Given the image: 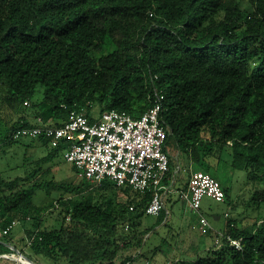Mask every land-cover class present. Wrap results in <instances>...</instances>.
<instances>
[{
    "label": "trees",
    "instance_id": "obj_1",
    "mask_svg": "<svg viewBox=\"0 0 264 264\" xmlns=\"http://www.w3.org/2000/svg\"><path fill=\"white\" fill-rule=\"evenodd\" d=\"M156 89L164 96L169 150L207 171L209 157L219 159L231 146L232 166L264 181V0H0V101L31 106L35 117H19L3 143L21 142L13 132L38 118L61 125L76 110L95 120V104L99 114L119 109L139 117L153 105ZM31 140L47 149L37 167L14 178L0 172V253L11 251L13 229L2 231L32 218L23 240L32 255L48 261L114 264L120 250L133 245L142 254L154 228L140 229L152 194L109 180L97 186L82 178L76 187L33 180L49 171L42 164L64 145ZM170 167L166 182L176 169L172 156ZM111 185L136 197L119 207L93 194L61 197L58 227L43 226L48 208L33 201L39 189ZM223 188L228 197L231 188ZM253 199L264 202V189ZM165 215L162 210L156 225ZM221 240L176 264H264V219L249 227L227 218ZM134 256L122 264H132Z\"/></svg>",
    "mask_w": 264,
    "mask_h": 264
},
{
    "label": "rangeland",
    "instance_id": "obj_2",
    "mask_svg": "<svg viewBox=\"0 0 264 264\" xmlns=\"http://www.w3.org/2000/svg\"><path fill=\"white\" fill-rule=\"evenodd\" d=\"M29 105V104H28ZM100 107L95 104L93 114L98 115ZM34 120V109L29 106L24 108L18 102L0 101V172L5 178L25 176L27 171L37 167V160L47 154L46 147L39 144L37 140L24 138L21 142H5L11 125L26 115ZM211 146V145H209ZM173 159V167L176 162H181L178 178L180 182L186 183L190 177L191 170H205V166L198 163L188 162L185 156L178 154V151L170 149ZM213 162V167L207 170L212 174L222 186L231 188L230 194L225 201H217L210 196L203 200L199 212L191 210L189 203L180 198L177 190L172 199L165 200L166 209L169 210L168 218L156 225L159 215L145 214L141 221L140 229L149 230L143 253L139 254L137 246L123 247L114 264H122L124 260L134 256L132 264H176L178 260H193L198 255L207 253L210 247H217L222 242L225 222L227 218H232L239 226L253 227L256 222L264 219V202L253 199V194L257 189H264V181L250 177L246 170L236 169L232 166V148L225 146L220 158L209 157ZM192 163L191 169L189 165ZM184 166V167H183ZM43 169L49 168L46 173L40 172L33 180H53L56 183L70 184L71 187L81 185L83 182L74 168L75 166L65 159V153L61 152L57 158L48 163L42 164ZM178 185H182L181 183ZM25 185H28L25 184ZM87 188V187H86ZM88 194H93L97 200L107 204L111 201L116 207L127 204L136 194L124 192L122 189L111 185L106 190H100L93 186L79 192L70 191L66 188H45L39 189L33 196L34 203L48 208L43 214L44 227H58L62 217V207L57 201L61 198L73 197L83 198ZM54 205V206H53ZM203 214L208 222V226L200 223V215ZM29 223L34 224L35 220L27 219L16 224L11 233L12 244L22 249L24 253L39 264H65L55 261H48L41 256L32 255L26 246L24 237L26 227ZM7 251L11 247L6 248ZM0 264H21L13 259H0ZM84 264H109L107 260H95Z\"/></svg>",
    "mask_w": 264,
    "mask_h": 264
},
{
    "label": "built area",
    "instance_id": "obj_3",
    "mask_svg": "<svg viewBox=\"0 0 264 264\" xmlns=\"http://www.w3.org/2000/svg\"><path fill=\"white\" fill-rule=\"evenodd\" d=\"M155 93L153 105L139 117L127 110L112 109L91 120L84 112L73 110L61 125L38 118L36 123L14 131L12 137H44L52 147L64 145L65 159L75 166L80 177L97 186L109 180L119 186H130L141 194L150 192L152 198L146 214L160 215L165 210L168 218L170 212L165 200L177 191L175 187L182 165H177L173 177L166 182L171 170V153L166 144L169 125L161 117L164 96L157 89ZM179 192L180 198L196 212L200 211L206 196L217 201L226 199L222 184L205 170H191L187 187ZM200 223L209 225L203 214ZM16 224L18 221H13L1 234H8ZM11 249L0 253V259L26 264L21 256L23 252Z\"/></svg>",
    "mask_w": 264,
    "mask_h": 264
},
{
    "label": "crops",
    "instance_id": "obj_4",
    "mask_svg": "<svg viewBox=\"0 0 264 264\" xmlns=\"http://www.w3.org/2000/svg\"><path fill=\"white\" fill-rule=\"evenodd\" d=\"M191 166H192V163L189 165V168H190V169H191ZM183 167H184V166H183ZM177 178H178V177H177ZM177 181H178L177 183H179V182H180V179L178 178ZM180 183H181L182 185H178V184H177V186L175 187L177 190H179V189H185V188L187 187V183H188V182H186V183L180 182ZM173 195H174V193H171V194H170V198H169V200L172 199V202L175 201V199L173 198Z\"/></svg>",
    "mask_w": 264,
    "mask_h": 264
},
{
    "label": "water",
    "instance_id": "obj_5",
    "mask_svg": "<svg viewBox=\"0 0 264 264\" xmlns=\"http://www.w3.org/2000/svg\"><path fill=\"white\" fill-rule=\"evenodd\" d=\"M11 247L18 251V249L15 248V246L11 245ZM20 252V251H19ZM21 256L24 260L30 262L31 264H37L34 260H32L30 257H28L26 254L21 253Z\"/></svg>",
    "mask_w": 264,
    "mask_h": 264
},
{
    "label": "bare ground",
    "instance_id": "obj_6",
    "mask_svg": "<svg viewBox=\"0 0 264 264\" xmlns=\"http://www.w3.org/2000/svg\"><path fill=\"white\" fill-rule=\"evenodd\" d=\"M25 263H26V264H31V263H30V262H28V261H26Z\"/></svg>",
    "mask_w": 264,
    "mask_h": 264
}]
</instances>
